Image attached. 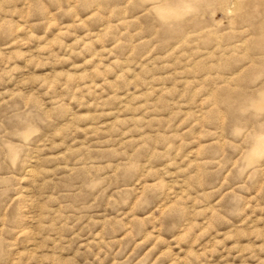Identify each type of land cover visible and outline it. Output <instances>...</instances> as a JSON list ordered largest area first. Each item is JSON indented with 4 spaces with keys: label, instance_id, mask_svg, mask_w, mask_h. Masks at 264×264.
Listing matches in <instances>:
<instances>
[{
    "label": "clouds",
    "instance_id": "9594fccd",
    "mask_svg": "<svg viewBox=\"0 0 264 264\" xmlns=\"http://www.w3.org/2000/svg\"><path fill=\"white\" fill-rule=\"evenodd\" d=\"M246 7L236 4L229 15ZM26 9L29 18L37 11L44 19L71 16L73 23L61 26L64 34L83 30L84 35L66 46L65 57L26 67L0 61V81L10 85L0 90V107L15 108L25 126L0 133V151L23 158L26 145L43 139L49 117L58 133L14 176L18 191L10 194L0 218L6 221L0 247L9 250L7 264H14L20 246L34 249V261L47 250L57 264H83L93 256L90 264H105L102 257L114 264H145V258L150 264H196L211 247L229 240L245 264H264V227H259L264 225V85L231 105L256 123L237 119L227 138L218 137L204 126L210 113L218 112L215 92L200 102L201 110L188 109L175 83L160 82L152 49L140 53L145 18L171 27L195 16L200 0H121L114 6L106 0H0V30L16 31L18 18L24 22L20 30H26ZM215 68L211 64L203 80L211 79ZM262 77L264 72L257 73L251 82ZM202 89L197 82L191 99ZM218 114L223 122L224 114ZM13 135L21 142L14 143ZM208 169L216 174L213 182L201 179ZM59 175L80 179L65 189L57 184ZM210 209L227 223L243 220L232 224L220 245L215 237L200 243L210 231L197 221ZM10 212L23 222L10 227ZM45 216L43 227L27 222Z\"/></svg>",
    "mask_w": 264,
    "mask_h": 264
},
{
    "label": "rangeland",
    "instance_id": "374dc122",
    "mask_svg": "<svg viewBox=\"0 0 264 264\" xmlns=\"http://www.w3.org/2000/svg\"><path fill=\"white\" fill-rule=\"evenodd\" d=\"M29 2L31 3L32 0ZM106 2L114 6L121 0H106ZM239 3L247 7L239 13L229 15V9ZM30 11L31 9L25 10V18L29 20L26 30H20L24 29V22L19 18L16 31L0 30V61H11L15 65L26 67L31 61L41 63L55 57H65L66 46L70 47L76 36L84 35L83 30H77L75 35L64 34L61 26L71 25L73 23L71 16L44 19V14L37 11L33 13L32 18H29ZM55 11L54 6L50 5L49 12ZM209 28L213 31H208ZM92 30L95 31V28ZM142 31L146 42L140 49V53L152 49V56L156 58V74L163 77L160 82L175 83L178 92L183 93L181 100L189 101L188 109L201 110L200 102L215 92L212 102L217 105L218 112L223 113L225 118L221 122L217 110H213L205 122L206 128L214 131L218 137L227 138L232 124L237 119H246L249 124L256 123L251 116L240 117L231 105L238 96L249 94L256 87L264 85V77L255 84L251 82L255 74L264 72V0H200V11L195 16L179 21L171 27L158 26L151 18H145L142 21ZM209 53L213 55L209 56ZM73 62L80 63L81 60L79 57H73ZM213 63L216 64V68L212 72V78L203 80L209 72V66ZM2 67L3 63H0V68ZM190 80L192 84L187 83ZM199 81L203 82L202 92L199 97L192 100L193 86ZM7 86L10 85L6 81H0V90ZM48 121L43 139L38 138L34 141L35 147L26 145L23 158L17 155L14 159L7 150L0 151V218L5 216L4 209L7 208L6 203L10 194L18 191L14 176L19 174L23 167L30 165L44 145L58 134L52 131L56 127L55 120L49 117ZM0 125H2L0 133L5 130L15 133L25 129L17 118L16 109L10 107H0ZM9 138L14 143L21 142L20 137L13 135ZM228 155L231 156L232 153L229 152ZM260 167L264 168V163ZM215 176L216 174L208 169L201 179L213 182ZM56 179L59 187L71 189L75 187L80 177L59 175ZM28 191L30 189L25 188V192ZM260 216L261 214L257 212L255 218L259 220ZM45 220L46 216L40 220L33 218L27 222L39 228L43 227ZM22 222L23 217L20 214L9 213L10 227ZM47 222L51 223L50 220ZM197 222L206 223L210 231V235L200 243L208 245L212 237H215V245H220L224 235L231 230L232 224L242 223L243 220L234 219L232 223H227L223 216L217 217L215 210L210 209L207 216ZM5 223V220L0 219V227H4ZM4 235V243H8L7 234ZM83 243L84 241H81V245ZM241 243L247 242L241 241ZM151 246L150 244L148 247ZM233 246L234 242L231 240L223 246H213L200 260L196 261V264H201V261L203 264H245V259L232 251ZM36 247H42V245H36ZM48 248H51L50 243ZM8 251L6 247H0V264H7ZM144 251L147 252L148 249ZM184 251L187 252L188 249L184 248ZM33 255L34 249L20 246L13 256L14 264H57L56 259H49L54 254L47 250L39 254L40 259L37 261L33 260ZM180 258L183 259V255ZM102 259L105 260V264H114L111 259L106 257ZM93 260H96L94 256L86 258L83 264H90ZM96 264L100 262L96 261ZM145 264H150L147 258H145ZM166 264H173V262L167 261Z\"/></svg>",
    "mask_w": 264,
    "mask_h": 264
}]
</instances>
